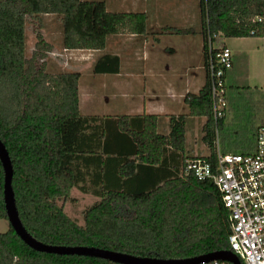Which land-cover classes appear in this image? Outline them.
Here are the masks:
<instances>
[{
  "label": "trees",
  "instance_id": "trees-1",
  "mask_svg": "<svg viewBox=\"0 0 264 264\" xmlns=\"http://www.w3.org/2000/svg\"><path fill=\"white\" fill-rule=\"evenodd\" d=\"M198 5L205 66L208 37L264 39V25L254 22L264 17V0H199ZM45 15L58 17L66 51H102L108 36L147 34L145 13H111L102 1L0 0V141L12 164L11 185L24 229L49 246L138 257L184 260L230 252L227 212L219 192L210 181L181 175L185 161L192 159L185 156L186 116H170L169 133L162 135L157 116L82 115L80 73L50 74L42 52L25 56L26 17L39 31ZM196 31L165 28L158 35ZM37 38L40 47L39 34ZM119 65L117 56L105 54L92 71L116 74ZM189 98L188 117L205 118L201 141L208 154L200 158L214 162L216 135L207 78ZM227 109L228 104L216 124L219 133L225 129ZM259 126L249 151L221 153L252 154ZM73 189L99 199L83 212V226L64 213V205L73 201ZM0 220L7 222L1 164ZM0 264L113 263L33 251L8 224L0 233Z\"/></svg>",
  "mask_w": 264,
  "mask_h": 264
},
{
  "label": "crops",
  "instance_id": "crops-1",
  "mask_svg": "<svg viewBox=\"0 0 264 264\" xmlns=\"http://www.w3.org/2000/svg\"><path fill=\"white\" fill-rule=\"evenodd\" d=\"M136 1L121 0V3L135 4ZM107 4L110 3L105 1L107 11L113 13L109 11ZM163 5L159 0L156 1L157 9H164ZM175 5V11L180 12L178 19L185 24V27L182 25L183 27L179 28H190L186 27L189 21L187 19L188 15L183 12L184 5L182 1L175 2ZM193 26L197 27V25ZM169 27L172 28V26L166 25L163 27L158 25V27H153V31H150V33L147 32L145 36H108L105 48L102 51H64L66 53H77L83 57L84 59L79 62L90 61L94 64L99 57L105 54L117 56L120 61L119 70L116 74H94L93 68L91 69L92 72L88 76L90 80L86 83L83 94H85L87 103L92 102L96 105V111L92 114L82 115L102 118L140 115L157 116V132L162 135H168L169 133L170 116L184 115L186 116L185 156L192 159L204 157L206 155H195V151L199 148V142L202 143L201 130L205 118L188 117L189 109L185 99L188 96L197 95L206 81L203 38L199 33L200 27H191L196 29L197 33L195 35H184V40L179 44V48L184 51L176 58H170L166 53L169 51L174 56L176 54L175 50L170 47L161 49L160 43L165 34L157 35L160 29ZM232 40L244 48L241 50L243 53L249 54L248 49L245 47L252 38H232ZM222 46L231 52L232 57L233 52H238L231 51L225 42H222ZM86 56L90 58L87 59ZM233 65L234 62L232 61V68ZM232 68L226 73L225 83ZM81 77L82 74L80 73L79 82ZM95 78L98 80L93 81ZM202 145L204 144L202 143Z\"/></svg>",
  "mask_w": 264,
  "mask_h": 264
},
{
  "label": "rangeland",
  "instance_id": "rangeland-1",
  "mask_svg": "<svg viewBox=\"0 0 264 264\" xmlns=\"http://www.w3.org/2000/svg\"><path fill=\"white\" fill-rule=\"evenodd\" d=\"M108 1L110 4L109 11L113 13H146L147 15V32L153 31V27L158 25L165 27L172 26L173 29H181L183 22L178 19L179 11L176 12L175 2L182 1L184 5L183 12L188 15L189 23L186 27H200L199 0H159L164 5V9L156 8L158 0H137L133 3H121V0H93ZM174 11H172V9ZM43 26L41 30H37L32 24L31 19L27 16L25 20V56L31 58L33 54H41L44 56L46 72L50 74L80 72L82 74L79 82V110L81 114H92L96 111V105L92 102L87 103L83 91L86 83L90 80L89 73L92 72L94 64L90 61L79 62L84 58L77 53H66L62 48V29L58 17L55 15L42 16ZM195 21V22H194ZM195 23V24H194ZM197 23V24H196ZM180 25V26H178ZM196 27V28H197ZM170 28V27H169ZM164 30V29H162ZM160 29L157 35L162 31ZM40 35L43 45L39 47L37 35ZM184 40L182 35L165 34L160 43V48H173L176 52L172 56L169 51L166 53L170 58H176L183 52L179 48V44ZM195 42V41H194ZM222 42H225L233 52L232 61L234 62L232 70L229 72L226 86L228 91L226 99L228 104V113L226 115L225 129L216 136L221 152L234 153L249 151L254 141L255 129L263 121L264 118V71H263V49L264 40L262 38H252L247 42L245 48L248 53H243L244 49L232 39H226L221 35L213 40L212 46L220 48ZM49 47L47 51L46 47ZM41 49V50H40ZM40 54V53H39ZM249 55V56H248ZM85 58H90L86 56ZM41 63L42 61H37ZM93 65V66H92ZM98 80L95 78L93 81ZM240 88V89H238ZM207 148L199 142V148L195 151V155H207ZM193 155V154H192ZM68 201L64 205V213L76 221L78 225L83 226V212L93 205L99 199L91 194H83L77 189H73ZM8 223L0 220V233L6 232Z\"/></svg>",
  "mask_w": 264,
  "mask_h": 264
},
{
  "label": "built area",
  "instance_id": "built-area-1",
  "mask_svg": "<svg viewBox=\"0 0 264 264\" xmlns=\"http://www.w3.org/2000/svg\"><path fill=\"white\" fill-rule=\"evenodd\" d=\"M254 22L264 25V17H258ZM207 42L205 70L217 136L216 124L227 108L225 76L232 68V55L225 47L214 48L211 38L208 37ZM185 99L190 100L189 96ZM213 148L214 162L206 158L188 159L181 175L198 182L213 183L227 212L230 252L241 264H264V118L256 132L252 154H222L216 141Z\"/></svg>",
  "mask_w": 264,
  "mask_h": 264
},
{
  "label": "water",
  "instance_id": "water-1",
  "mask_svg": "<svg viewBox=\"0 0 264 264\" xmlns=\"http://www.w3.org/2000/svg\"><path fill=\"white\" fill-rule=\"evenodd\" d=\"M0 164L3 170V203L7 223L18 238L31 250L58 256H80L96 258L113 264H204L208 262H225L228 264H241L240 260L231 252H215L208 255L184 259L165 260L150 257H138L119 252L88 247H57L45 245L34 239L22 226L15 205L12 189L13 168L5 146L0 141Z\"/></svg>",
  "mask_w": 264,
  "mask_h": 264
}]
</instances>
